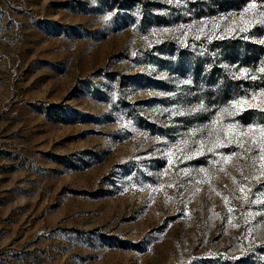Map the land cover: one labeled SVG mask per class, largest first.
I'll list each match as a JSON object with an SVG mask.
<instances>
[{
	"label": "rangeland",
	"instance_id": "1",
	"mask_svg": "<svg viewBox=\"0 0 264 264\" xmlns=\"http://www.w3.org/2000/svg\"><path fill=\"white\" fill-rule=\"evenodd\" d=\"M261 129L264 0H0V264H264Z\"/></svg>",
	"mask_w": 264,
	"mask_h": 264
},
{
	"label": "snow or ice",
	"instance_id": "2",
	"mask_svg": "<svg viewBox=\"0 0 264 264\" xmlns=\"http://www.w3.org/2000/svg\"><path fill=\"white\" fill-rule=\"evenodd\" d=\"M249 127H252V125H249ZM258 151L260 153L261 163L264 164V129H261V141ZM225 159H227V157H225ZM241 190L243 191V188Z\"/></svg>",
	"mask_w": 264,
	"mask_h": 264
}]
</instances>
